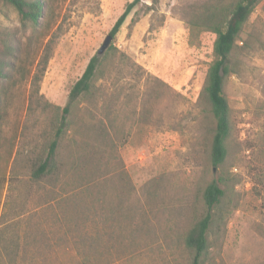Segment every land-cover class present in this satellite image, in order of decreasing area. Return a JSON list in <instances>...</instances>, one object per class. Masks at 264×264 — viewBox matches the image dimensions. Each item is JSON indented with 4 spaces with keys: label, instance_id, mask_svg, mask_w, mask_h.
I'll return each mask as SVG.
<instances>
[{
    "label": "rangeland",
    "instance_id": "obj_1",
    "mask_svg": "<svg viewBox=\"0 0 264 264\" xmlns=\"http://www.w3.org/2000/svg\"><path fill=\"white\" fill-rule=\"evenodd\" d=\"M44 1L43 34L58 38L40 92L31 82L42 36L1 108L0 264H192L185 238L206 212L204 188L219 175L228 178L226 197L204 264H264L262 7L241 34L237 73L226 81L233 131L223 166L211 162L215 120L201 96L216 36H192L188 23L210 0H142L110 44L122 53L110 77L74 108L56 169L36 180L57 107L68 104L134 0ZM0 22L24 30L2 4Z\"/></svg>",
    "mask_w": 264,
    "mask_h": 264
},
{
    "label": "trees",
    "instance_id": "obj_2",
    "mask_svg": "<svg viewBox=\"0 0 264 264\" xmlns=\"http://www.w3.org/2000/svg\"><path fill=\"white\" fill-rule=\"evenodd\" d=\"M141 2L142 0H134L127 5L110 31L114 39L120 33L131 12ZM1 4L13 8L24 30L30 27L32 33L25 39L24 30L20 32L3 28L0 22V118L3 97L7 93L8 86L14 82L16 75L26 71L23 64L29 58L34 40L42 36V55L31 82L33 93L38 95L40 83L47 71L58 38L56 32L51 36L48 33L43 34L46 29L47 5L44 0H0ZM259 7H262L264 11V0H210L196 9L188 20L192 36L202 32H210L216 36L213 60L209 65L201 96L215 120L211 162L218 169L226 163L228 158V141L233 131L231 108L225 94L226 81L237 73L235 60L239 47L238 41L249 24L251 16ZM60 29L61 26L57 31ZM47 37L49 39L46 43L43 42ZM117 54L122 53L113 44L104 55L94 56L82 77L70 90L68 104L63 108L57 107L52 138L46 145V155L38 157L34 164L32 175L36 180L48 175L50 169H56L60 146L75 122L74 108L80 103L89 102L98 93L100 83L110 77V67ZM227 182L228 178L219 175L210 181L202 192L206 212L189 230L185 238L186 247L194 254L192 264H204L205 262L210 249L209 232L215 222L217 214L215 212L220 213L222 210V203L226 197V189L223 186H226ZM1 253H4V248L1 249Z\"/></svg>",
    "mask_w": 264,
    "mask_h": 264
},
{
    "label": "water",
    "instance_id": "obj_3",
    "mask_svg": "<svg viewBox=\"0 0 264 264\" xmlns=\"http://www.w3.org/2000/svg\"><path fill=\"white\" fill-rule=\"evenodd\" d=\"M113 37L111 35H108L107 38L105 39L102 47L98 51V55H102L105 53V51L109 48L111 42L113 41Z\"/></svg>",
    "mask_w": 264,
    "mask_h": 264
}]
</instances>
